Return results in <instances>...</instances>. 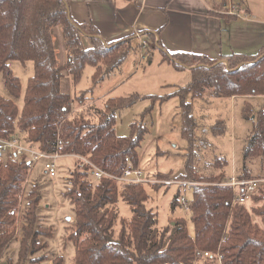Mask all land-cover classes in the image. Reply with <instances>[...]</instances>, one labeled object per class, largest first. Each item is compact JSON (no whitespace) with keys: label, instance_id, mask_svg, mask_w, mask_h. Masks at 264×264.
<instances>
[{"label":"trees","instance_id":"trees-1","mask_svg":"<svg viewBox=\"0 0 264 264\" xmlns=\"http://www.w3.org/2000/svg\"><path fill=\"white\" fill-rule=\"evenodd\" d=\"M53 29H58L62 36L65 52L62 62L57 57ZM145 34L153 39L150 32ZM134 38L126 35L106 45L92 23L73 22L65 0H0V74L13 97L20 95L21 84L8 66L9 61H31L34 70L28 78L20 112L12 99L0 96L1 138L20 136L17 134L20 133L25 142L41 149L86 156L108 174L120 176L127 166L126 158L138 166L137 148L148 128L143 119L145 111L139 120L129 124L128 134L118 135L116 111L145 98L152 103L171 96L178 99L182 136L188 148L185 172L179 178L189 181L191 186L189 214L194 233L188 231L183 218L174 219L172 226L156 228V213L146 206L148 194L144 184L117 182L107 176L94 180L92 168L85 165L79 169L80 160L75 159L67 176L69 187L63 193L74 210V229L67 236L75 245L73 264H215L209 258L198 256L197 249L219 250L223 264H264V191L259 189L253 196V201H263L256 207H247L244 203L231 205L232 189L222 184L227 178V159L221 155L215 157L204 167L208 175L197 172L192 164L197 127L193 101L202 98L207 90L229 98L264 96V48L251 56L234 53L228 57V65L188 52L164 55L178 70L189 67L188 83L176 86L167 94L108 97L103 109L95 113L98 120L92 119L95 114H72V95L63 89V77L69 75L75 84L84 67L90 64L92 82L102 81L120 67L132 49L139 52L140 46L133 45ZM143 51L150 60L149 46ZM82 94L76 98L79 102L83 98L87 101L88 96L84 91ZM244 107V116L252 117L243 146L246 160L264 156V108L259 107L253 115L249 103ZM217 120L220 121L212 125L211 132L222 135L226 126L222 119ZM1 156L0 256L17 235L20 194L32 165L24 155ZM155 176L157 179L169 177L162 172H156ZM238 176L248 178L250 174L244 171ZM149 184L154 188L162 185ZM178 187L173 205H181V186ZM119 195L129 204L132 214L128 220H120L114 238ZM24 200L19 259L31 255L30 261L37 263L48 258L46 252L33 255L46 247L40 238H50L52 228L36 225L40 200L37 183L30 186ZM256 215L261 219L260 225L252 219ZM61 263L59 256L52 260V264Z\"/></svg>","mask_w":264,"mask_h":264},{"label":"rangeland","instance_id":"rangeland-1","mask_svg":"<svg viewBox=\"0 0 264 264\" xmlns=\"http://www.w3.org/2000/svg\"><path fill=\"white\" fill-rule=\"evenodd\" d=\"M254 1L255 4L257 0ZM260 1L258 0L259 3ZM53 35L57 56H59L61 55V48H64L62 36L58 29H53ZM135 39H133V45ZM85 44H89L86 38ZM153 55L150 59L152 62H148L149 60L146 58L139 60V52L132 49L119 68L96 84L91 80L93 67L90 64L84 67L80 80L75 84L71 81L69 75L64 76L62 87L72 95V114L86 116L88 114V116H91L97 113L98 109H103L105 100L108 97L127 96L132 93L161 95L169 93L174 83L185 85L190 81L191 72L187 70L184 72H182L183 70L176 71L171 63H161L162 55L158 51H154ZM8 66L19 78L21 92L19 96L13 97L5 87L0 74V96L12 99L20 112L28 78L34 72L33 63L31 61L22 63L13 60L9 61ZM83 91L89 99L86 101L83 98V102H79L76 96L83 95ZM211 92L207 90L202 98L193 101L192 111L197 121L194 147L196 152L193 153L192 157L195 170L200 174L208 175L209 173L204 167L209 165L215 157L221 155L228 161L225 169L226 181L231 174H240L245 171L250 174L248 178L261 179L260 190L264 191V156L247 158L246 160L243 157L245 139L252 126V117H245L243 114L244 105L249 103L253 108L254 115L256 109L259 107L264 108V99L238 97L234 101L229 97L211 98ZM145 111L143 119L148 132L137 148L138 165L144 174L153 176V179L157 178L155 176L156 172H162L167 173L169 177H162L161 180H178L177 183L162 184L157 188L145 183L144 187L148 194L146 206L156 213V228L172 226L174 219L183 218L186 221L188 231L193 234L194 228L189 211L179 204H172L178 186H181L180 195H185L188 200L192 198L189 181L185 182V180L179 178L185 172L188 148L187 141L182 136V120L178 109V99L171 96L153 103L148 98L137 100L131 106L116 111L115 131L118 135L128 134L129 124L134 120H139ZM92 119L98 120V116L96 114L92 115ZM217 119H222L226 126L222 135H215L211 132L212 125L220 121ZM17 134L23 138L22 134ZM1 157L5 158L6 156L3 154ZM75 159L79 158L69 155L57 158L55 161L58 167L55 176L52 177L44 172L43 161H38L31 166L27 182L23 184L24 188L20 194L22 202L17 214V235L0 256V264H52L53 258L57 256L62 258L61 264H73L75 245L67 236L74 229V210L63 193L69 187L67 176L74 167ZM78 168L82 167L78 166ZM32 182L37 183L40 188L36 225L42 228L47 226L52 228L50 238H40L41 243L46 242V247L33 255L38 256L42 252H46L48 258L37 263L30 261L31 255L19 259L20 227L24 222L22 214L26 205L24 197ZM262 202L259 200L248 206L256 207ZM116 210L118 219L113 226L114 238H116L120 228V220H128L132 214L129 204L122 199L121 195L118 196ZM255 218L259 220V218Z\"/></svg>","mask_w":264,"mask_h":264},{"label":"crops","instance_id":"crops-1","mask_svg":"<svg viewBox=\"0 0 264 264\" xmlns=\"http://www.w3.org/2000/svg\"><path fill=\"white\" fill-rule=\"evenodd\" d=\"M65 1L73 22L92 23L106 44L126 35L135 36L134 46L140 39H147L152 50L150 56L158 51L162 55L160 62L171 63L176 71L190 72L189 67L176 69L164 55L188 52L228 64V57L234 53L251 56L264 48L263 0L260 3L257 0L255 4L254 0ZM228 3L237 5L243 15L227 13L224 5ZM146 32H150L153 39L149 40ZM64 54V48H61V55L57 56L61 62ZM176 86L183 84H172L171 91ZM210 94L211 98L221 97L214 92ZM238 97L264 99V96H231L230 99L235 101ZM252 219L262 223L257 215Z\"/></svg>","mask_w":264,"mask_h":264},{"label":"built area","instance_id":"built-area-1","mask_svg":"<svg viewBox=\"0 0 264 264\" xmlns=\"http://www.w3.org/2000/svg\"><path fill=\"white\" fill-rule=\"evenodd\" d=\"M224 8L229 14L235 16L243 15L237 5L228 3L224 5ZM149 44L150 43L147 39L140 40L138 44L141 49H139V60H144L146 58V52H144L143 50L147 46H149ZM3 154L6 157L24 155L32 162L31 166H33L38 161H43L45 172L51 177L55 176L58 167L55 160H57V158L61 156L69 155L73 156L74 158L80 159V167L89 165L92 168V176L94 180H99L103 176H107L116 180L117 182L122 183H161L169 185L178 182V180L174 179H153V176L144 174L139 166H133L128 158H126L128 163L122 175L113 176L94 165L86 156L62 153L57 149L53 152H49L47 150L39 148V146L36 144L25 142L24 139L20 136H14L8 139L0 137V155ZM260 181L261 179L259 178L239 177L237 174L233 173L230 175L228 180L222 184L229 185L232 189L231 205L235 203H244L247 207H249L248 205H252L255 203V201H253V196L259 193ZM183 191H185V189H183ZM179 201L181 206L189 211V200L187 199V197L185 195H180ZM196 253L202 258L211 259L215 262V264H223V255L219 250L210 252L208 250L197 249Z\"/></svg>","mask_w":264,"mask_h":264}]
</instances>
